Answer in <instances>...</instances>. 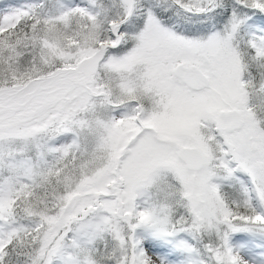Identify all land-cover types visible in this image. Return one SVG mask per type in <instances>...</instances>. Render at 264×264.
<instances>
[{
    "label": "snow or ice",
    "instance_id": "snow-or-ice-1",
    "mask_svg": "<svg viewBox=\"0 0 264 264\" xmlns=\"http://www.w3.org/2000/svg\"><path fill=\"white\" fill-rule=\"evenodd\" d=\"M0 264H264V0H0Z\"/></svg>",
    "mask_w": 264,
    "mask_h": 264
}]
</instances>
